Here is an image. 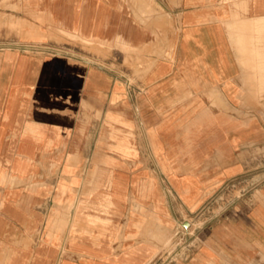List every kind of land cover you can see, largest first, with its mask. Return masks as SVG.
I'll use <instances>...</instances> for the list:
<instances>
[{
	"label": "crops",
	"instance_id": "1",
	"mask_svg": "<svg viewBox=\"0 0 264 264\" xmlns=\"http://www.w3.org/2000/svg\"><path fill=\"white\" fill-rule=\"evenodd\" d=\"M243 177L187 264H264V0H0V264H150Z\"/></svg>",
	"mask_w": 264,
	"mask_h": 264
},
{
	"label": "rangeland",
	"instance_id": "2",
	"mask_svg": "<svg viewBox=\"0 0 264 264\" xmlns=\"http://www.w3.org/2000/svg\"><path fill=\"white\" fill-rule=\"evenodd\" d=\"M68 41L71 52L75 54L82 52H85V54L98 53L103 49L106 51L113 47L112 44L106 42L85 39L71 34H68ZM116 46L121 50L123 49L122 45ZM116 59L121 61L122 56H116ZM252 185L246 177L234 179L225 184L196 213L188 217L191 221L188 227H185L181 221L178 231L165 234L163 252L150 264H187L191 261L202 248L204 237L207 235V240L211 237L212 230L218 225L221 216L225 212L224 209L241 194L251 192Z\"/></svg>",
	"mask_w": 264,
	"mask_h": 264
},
{
	"label": "water",
	"instance_id": "3",
	"mask_svg": "<svg viewBox=\"0 0 264 264\" xmlns=\"http://www.w3.org/2000/svg\"><path fill=\"white\" fill-rule=\"evenodd\" d=\"M184 226L185 227H188L189 226V222L185 223Z\"/></svg>",
	"mask_w": 264,
	"mask_h": 264
},
{
	"label": "bare ground",
	"instance_id": "4",
	"mask_svg": "<svg viewBox=\"0 0 264 264\" xmlns=\"http://www.w3.org/2000/svg\"><path fill=\"white\" fill-rule=\"evenodd\" d=\"M198 48V47H197Z\"/></svg>",
	"mask_w": 264,
	"mask_h": 264
}]
</instances>
